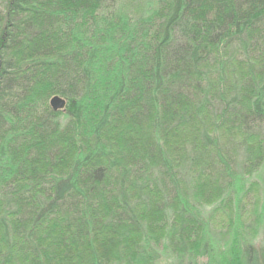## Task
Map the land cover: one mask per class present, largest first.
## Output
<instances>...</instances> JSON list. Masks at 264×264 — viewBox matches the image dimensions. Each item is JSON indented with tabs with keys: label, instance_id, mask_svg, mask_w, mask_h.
<instances>
[{
	"label": "trees",
	"instance_id": "1",
	"mask_svg": "<svg viewBox=\"0 0 264 264\" xmlns=\"http://www.w3.org/2000/svg\"><path fill=\"white\" fill-rule=\"evenodd\" d=\"M162 261L264 264V0H0V264Z\"/></svg>",
	"mask_w": 264,
	"mask_h": 264
},
{
	"label": "water",
	"instance_id": "2",
	"mask_svg": "<svg viewBox=\"0 0 264 264\" xmlns=\"http://www.w3.org/2000/svg\"><path fill=\"white\" fill-rule=\"evenodd\" d=\"M66 102L59 96H53L49 100V107L52 111L57 112L65 107Z\"/></svg>",
	"mask_w": 264,
	"mask_h": 264
},
{
	"label": "rangeland",
	"instance_id": "3",
	"mask_svg": "<svg viewBox=\"0 0 264 264\" xmlns=\"http://www.w3.org/2000/svg\"><path fill=\"white\" fill-rule=\"evenodd\" d=\"M126 1V0H125ZM129 2L132 1V0H128ZM50 100V99H49ZM48 105H49V101H48ZM159 264H168L167 261H162L160 262Z\"/></svg>",
	"mask_w": 264,
	"mask_h": 264
}]
</instances>
